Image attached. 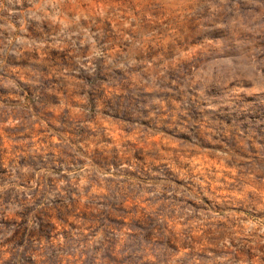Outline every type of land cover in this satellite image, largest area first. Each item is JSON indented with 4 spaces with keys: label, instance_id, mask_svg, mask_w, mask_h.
I'll use <instances>...</instances> for the list:
<instances>
[{
    "label": "rangeland",
    "instance_id": "rangeland-1",
    "mask_svg": "<svg viewBox=\"0 0 264 264\" xmlns=\"http://www.w3.org/2000/svg\"><path fill=\"white\" fill-rule=\"evenodd\" d=\"M0 264H264V0H0Z\"/></svg>",
    "mask_w": 264,
    "mask_h": 264
}]
</instances>
